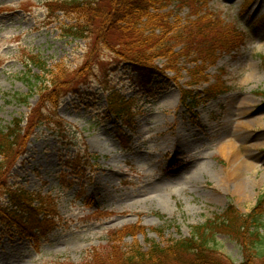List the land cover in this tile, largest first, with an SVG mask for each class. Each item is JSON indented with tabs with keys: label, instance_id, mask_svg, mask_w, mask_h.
<instances>
[{
	"label": "rangeland",
	"instance_id": "rangeland-1",
	"mask_svg": "<svg viewBox=\"0 0 264 264\" xmlns=\"http://www.w3.org/2000/svg\"><path fill=\"white\" fill-rule=\"evenodd\" d=\"M63 1L0 0V128L20 118L23 128L31 122L33 127L40 115L49 121L21 138L22 153L9 181L23 199L36 196L35 206L54 210L58 202L61 213L46 238L36 239L30 227L24 232L0 223V264H86L95 251L107 259L115 246L147 249L151 241L166 246L189 237L231 204L241 214L251 213L264 195V0H197L201 16L211 20L210 38L216 30L235 32L239 39L246 34L238 51L204 67L196 79L201 85L191 83L198 72L192 58L147 82L116 53L92 49L91 39L68 37L63 26L75 22L73 15H54L47 7ZM176 3L162 10L172 13L171 22L179 17L184 26L195 20L189 7ZM32 55L54 72L71 74L73 87L62 88L68 93L57 106L48 100H55L59 87L38 92L31 85L40 74L37 67L26 68ZM155 63L165 67L163 60ZM80 75L79 84H71ZM209 88L229 92L207 100ZM184 91L198 96L193 109L182 105ZM113 95L128 104L129 120L114 116ZM227 130L238 134L242 156L255 167L243 169V179L250 181L246 201H239L234 182L227 186L218 178L229 165L219 149ZM77 155L80 160H73ZM261 225L264 231V220ZM114 230L117 238L109 242ZM216 241L223 264L248 258L228 236L219 233ZM254 254L250 264H264ZM182 264L192 263L183 258Z\"/></svg>",
	"mask_w": 264,
	"mask_h": 264
},
{
	"label": "trees",
	"instance_id": "trees-1",
	"mask_svg": "<svg viewBox=\"0 0 264 264\" xmlns=\"http://www.w3.org/2000/svg\"><path fill=\"white\" fill-rule=\"evenodd\" d=\"M172 3H176L179 8L189 7L195 20H189L184 26H180L182 20L179 17L174 18L175 23L171 22L172 13H162V10ZM198 6L202 8L197 0H65L47 5L54 15L57 12L73 15L75 22L67 27L63 26L65 35L73 40L91 39L94 46L92 49L100 52L101 48L116 53L133 71L145 77L164 74L167 70L178 71L181 60L194 59L197 64L194 70L198 72L192 76L191 83L201 85L203 82H198L201 79H196L205 74L204 67L214 65L218 52L235 49L241 39L235 32L226 34L218 30L210 38L211 20L207 14L201 16L203 8L198 11ZM177 47H181L179 53L174 52ZM99 52H96L95 59ZM156 60H163L165 67L159 68ZM30 65L37 67L40 73L32 77L34 83H31L37 86L38 92L49 91L48 87L52 90L56 87L61 89L55 100H48L52 106H57L60 99L68 93L63 92L62 88L67 91L73 87L68 85V76L71 77V74L64 69L58 73L48 69L46 61L38 55L27 59L26 68H30ZM82 77L84 76L76 77V80L70 81L71 84H79ZM217 92L219 91L211 88L205 91L209 96ZM191 98H195L191 91H184L182 101L186 102ZM110 104L117 116H125L128 112V104L119 100L116 95H113ZM49 112L53 117L52 110ZM45 117H35L33 127L31 122L28 127L23 128L21 125L24 122L20 118L15 119L6 129L0 128V222L14 223V226L24 232L26 228L23 227H30L31 234L34 230H43V234L50 232L60 217L59 213L56 208L50 209L49 206L38 210L34 207L37 198L23 199L21 190L13 189L9 180L11 169L22 153L21 138L31 136L33 129L43 123L48 124ZM5 198L11 202L9 206L4 204ZM41 215L43 221L39 220ZM26 217L30 220L27 226L23 225L27 222ZM263 220L264 195L258 199L249 214L243 215L229 205L213 220L194 227L189 237L172 240L166 246L151 241L147 249L132 244L125 251L115 246L107 259H102L100 252L95 251L86 264H182L183 258H187L192 264H223L218 260L216 251V237L219 233L240 243L248 255L246 261L240 264H250L249 259L254 253L260 260L264 258V233L261 231ZM116 238L117 236L113 240Z\"/></svg>",
	"mask_w": 264,
	"mask_h": 264
},
{
	"label": "bare ground",
	"instance_id": "bare-ground-1",
	"mask_svg": "<svg viewBox=\"0 0 264 264\" xmlns=\"http://www.w3.org/2000/svg\"><path fill=\"white\" fill-rule=\"evenodd\" d=\"M244 126L250 127L248 123H246ZM237 137V133L232 135L230 134V131L227 130L222 137L221 143H219V149L229 157V165L227 166L225 171H218V178L220 179L222 177L224 184L228 182V184H225L227 186H230L229 183L234 182V185H232V187L234 189V192L238 194L239 201H246L249 199V197H251L249 183L250 181L248 179H243V169H252L255 167H253L254 165L252 162H249L242 156L241 152L245 147L243 145H239V143L237 142ZM178 146L182 148L183 142L181 143L178 141ZM160 205L164 206L163 203H161Z\"/></svg>",
	"mask_w": 264,
	"mask_h": 264
}]
</instances>
